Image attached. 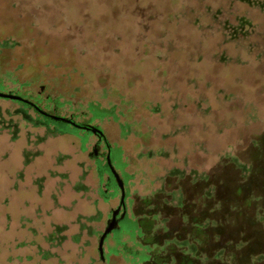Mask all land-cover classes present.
Segmentation results:
<instances>
[{
	"label": "rangeland",
	"instance_id": "rangeland-1",
	"mask_svg": "<svg viewBox=\"0 0 264 264\" xmlns=\"http://www.w3.org/2000/svg\"><path fill=\"white\" fill-rule=\"evenodd\" d=\"M41 90L103 132L128 221L102 261L96 137L0 98V264H264V0H0V91Z\"/></svg>",
	"mask_w": 264,
	"mask_h": 264
},
{
	"label": "flooded vegetation",
	"instance_id": "flooded-vegetation-1",
	"mask_svg": "<svg viewBox=\"0 0 264 264\" xmlns=\"http://www.w3.org/2000/svg\"><path fill=\"white\" fill-rule=\"evenodd\" d=\"M14 94H16V93H14ZM19 96H21L22 98H24V100H27V101H17V100H13V101H16L22 105V109L20 110V113H21V116L24 118L25 121H29L35 127H42L44 129H46L47 132L50 131L51 133H55V132L64 133L65 128H72L75 130H82L85 132L92 133L96 137L97 140H96V143L93 145V151H91L89 154L90 157H92L95 160H98L97 161L98 164L101 161H103V159H105V163H107L105 167H106V170L109 172H110V170H109L108 161L110 159L115 171L118 173L117 167L115 164V151L108 145V142L106 141V137L103 134L93 133L91 130L78 129L77 127L73 126L70 123L57 121L55 118L57 116H60V115H58V105L53 102V99L50 96H44V92H42V90H41V92H39V94L36 97L25 96V95H19ZM28 111H33L39 119H37V118L35 119V118L31 117V115L28 113ZM60 117H63V116H60ZM69 118L72 119L74 122L78 123L75 120L74 116H70ZM0 125H4L6 127V129H8V130L11 128L14 129L13 137H12V139L14 141L18 140L20 138V135H19L20 128L17 124H13L12 122L4 124V122H1ZM80 125L88 126V128H89V125H91V124L81 123ZM51 126L55 127V130H51L50 129ZM118 175L120 176L119 173H118ZM120 178H121V176H120ZM108 180L114 181L116 183V186L119 187L117 180L115 178L114 172H112L110 174V177H108ZM119 190L121 192L120 188H119ZM125 190H126V188H125ZM113 214H114V211L112 212L111 220L113 219ZM116 219L118 221L119 226H118L117 230L114 231L115 233L117 231H119L122 228V226L125 227V225L127 224V221H128L127 212L124 214V209L122 208L120 213L117 214ZM107 239H106V241H107ZM185 244L186 243L183 242L182 246H184ZM182 252L186 253L185 251H182Z\"/></svg>",
	"mask_w": 264,
	"mask_h": 264
},
{
	"label": "water",
	"instance_id": "water-1",
	"mask_svg": "<svg viewBox=\"0 0 264 264\" xmlns=\"http://www.w3.org/2000/svg\"><path fill=\"white\" fill-rule=\"evenodd\" d=\"M0 98L1 99H7V100L27 101V100H24V98H22L19 95H16L14 93H5V92H2V91H0ZM55 119L57 121L70 123L73 126L77 127L78 129L91 130L93 133L103 134V132L98 127L89 125V128H88V126H84V125L82 126V125L74 122L72 119L67 118V117L65 118V117L57 116ZM108 164H109V170H110L109 173L111 174L112 172H114V175H115V178L117 180L118 186L121 189V199H120L119 207L116 210H114L113 219L110 222H108L107 228L105 229L104 233L101 235V237L99 239L98 251H99L100 258H101L102 261L105 260L104 246H105L106 239L108 238V236L110 234H112L114 231H116L118 226H119L118 221L116 219L117 214L120 213L122 208L124 209V214L127 212L126 211V197H127V193H126V190H125V187H124V183L120 179L118 173L115 171L110 159L108 161Z\"/></svg>",
	"mask_w": 264,
	"mask_h": 264
},
{
	"label": "trees",
	"instance_id": "trees-1",
	"mask_svg": "<svg viewBox=\"0 0 264 264\" xmlns=\"http://www.w3.org/2000/svg\"><path fill=\"white\" fill-rule=\"evenodd\" d=\"M242 22H241V24L240 25H238V28L236 27V30H239V29H242L243 28V26H245V25H247V21H245V20H241ZM251 220V219H250ZM186 221H188L189 222V220L188 219H186ZM185 221V222H186ZM194 226V225H193ZM195 228H196V230L197 231H199V230H201V229H203V227H201V224H198L197 226L195 225ZM243 234V233H242ZM234 237H237V238H240V237H244V234L242 235V236H237V234L235 233L234 234ZM230 240H233V239H230ZM227 241V242H225V244H226V246H229V245H233V243H232V241ZM240 243L241 244H245L244 243V241H240ZM195 253V251L194 252H192V254H194ZM259 257H256V255H254L253 256V258H256V259H259V260H261V259H264V253H262V254H260V255H258Z\"/></svg>",
	"mask_w": 264,
	"mask_h": 264
}]
</instances>
